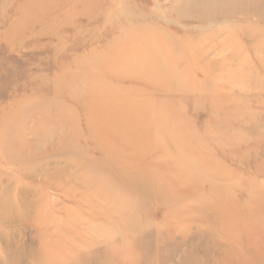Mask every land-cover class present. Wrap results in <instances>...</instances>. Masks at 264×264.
I'll list each match as a JSON object with an SVG mask.
<instances>
[{
  "label": "rangeland",
  "instance_id": "1",
  "mask_svg": "<svg viewBox=\"0 0 264 264\" xmlns=\"http://www.w3.org/2000/svg\"><path fill=\"white\" fill-rule=\"evenodd\" d=\"M257 1L0 0V264H34L30 253L41 248L47 264L93 255L98 264L107 256L134 264L144 229L151 263L158 234L160 254L171 252L173 263L202 256L189 247L206 222L186 209L223 179L199 167L211 158L220 164L227 136L264 148V19L253 13L264 0ZM105 86L169 106L149 111L146 149L120 153L150 169L145 195L112 170L116 153L97 136L94 90ZM169 111L178 124L165 119ZM73 134L74 150L62 149ZM237 163L226 164L248 187L253 170ZM179 170L187 183L172 177ZM93 183L101 187L96 194ZM172 202L185 210H171Z\"/></svg>",
  "mask_w": 264,
  "mask_h": 264
},
{
  "label": "bare ground",
  "instance_id": "2",
  "mask_svg": "<svg viewBox=\"0 0 264 264\" xmlns=\"http://www.w3.org/2000/svg\"><path fill=\"white\" fill-rule=\"evenodd\" d=\"M260 2H262V0H258L256 3ZM242 7L248 9L246 6ZM253 11L258 21L264 19V10L256 7ZM146 56L150 58H158L159 54L156 52H148L145 57ZM161 59L164 60L163 56ZM158 64L160 65L161 62ZM175 64L176 62H174V65ZM125 66L133 68L134 64L129 62ZM146 77L150 79L149 77L151 76ZM147 78H139V81L142 83H150L146 80ZM159 80L158 77L155 78V84L153 86L156 89L161 88L159 86ZM94 91L95 95H98L96 97L100 100L99 103L95 104L97 110L93 113L98 122H101L99 124L101 129L100 132L97 133V136H100L99 141L103 144L107 153H116L114 154V157L117 159L110 162L112 170H115L117 172L116 174L124 181L129 182L131 190H135L136 192L145 195L151 187V182L149 180L151 177V175H149V172H151L150 169H148V167L141 169L136 168V163L139 158L137 160L135 156L131 155L122 157L120 156V153L127 149H129L128 151L132 150L133 153H140L142 150L146 149V146L149 145L148 135L149 129L151 128V110L155 113H162L167 111L169 106L166 110H163L166 102L159 103L156 107L154 105L150 106V102L146 96L142 97V99L136 98L137 93L134 91L111 88L108 86L101 88L97 87ZM104 96L110 98L107 99L104 98ZM121 96H126V99L120 98ZM93 104L94 103L92 102V105ZM167 118L172 124H178L180 121L171 111L166 113L165 119ZM226 128L227 133L233 129L232 126H227ZM182 140L184 141V139ZM76 142L77 137L73 134V136L68 139V144L66 143L65 145L62 143L61 147L64 150H74ZM239 146H242L244 151L237 153L235 149ZM260 148L261 147H258L256 144H251L248 139L244 140L232 136H227L222 139L219 143L218 149L225 153L221 156L222 159L220 164L216 162V159L211 158L209 161L210 163L201 165L202 167L199 168L206 172L208 170V173L212 176L217 175L221 177L223 181L221 183H218L217 181L210 184L206 195L196 193V206L192 209H188V207L186 209L188 211L192 210V215L193 213H196L197 216L201 217L202 223L206 222L204 225L206 227L204 232L198 231L194 243L189 247L190 252L192 251L194 253L195 251H200L202 256L196 258L192 254L185 255L176 263H173L171 252L167 255L160 254L158 248L160 247V249H162L161 245H163L165 241L158 234V248L154 251V256L156 258V261H154L156 263L264 264V183L261 185L264 181V148L262 147V150H260ZM260 151L261 153H259ZM190 152L195 153L194 150H191ZM79 159V157H76L72 162L77 161L79 163ZM237 159V170L240 171L247 167L252 168L253 170L252 175L247 179L249 181L248 187L242 185L241 177H238V173H233L234 168L230 169L226 164L227 162L236 161ZM121 161L124 165H122ZM87 177L88 174L85 171L83 174L84 180H86ZM172 177L175 181L179 180L181 184L187 183L186 181L188 180V175L181 170L173 173ZM259 177L262 180L259 181ZM92 185L93 186L89 187H92L91 191H93V193L101 189L99 183H93ZM242 195H244V197L240 200V196ZM113 197L116 196L113 194ZM211 198L215 201H212L213 203L211 202L210 204L206 203ZM175 205L176 204H173L172 202L171 210L174 209V211H181L186 208L183 205L177 207H175ZM106 217L109 218V215ZM129 220L131 221L129 230L135 229L131 228L134 225L133 218H130ZM213 229L217 232L213 233ZM139 232L140 235L136 240V245L141 248V253L138 256V260L133 263L141 264L146 261L145 264H156L149 261V259H151V248L147 230L144 229ZM48 252L49 251L46 249L41 248V250L34 254L30 253L31 256L34 257V264H47L46 261L51 258ZM20 255L22 256L23 254L19 252V256ZM16 260V262H19L21 259ZM128 261H132V258L130 257ZM97 262H99L98 257L93 255L92 257H78V259H75L72 264H98ZM123 262L124 261L117 262L116 258L114 259L111 256L105 257L106 264H118Z\"/></svg>",
  "mask_w": 264,
  "mask_h": 264
}]
</instances>
